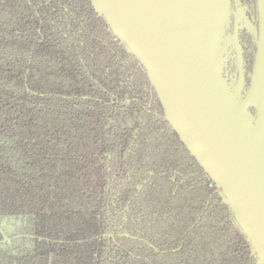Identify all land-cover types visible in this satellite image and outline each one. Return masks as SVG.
Listing matches in <instances>:
<instances>
[{"label": "trees", "instance_id": "16d2710c", "mask_svg": "<svg viewBox=\"0 0 264 264\" xmlns=\"http://www.w3.org/2000/svg\"><path fill=\"white\" fill-rule=\"evenodd\" d=\"M243 3L223 77L245 95ZM0 264H259L91 0H0Z\"/></svg>", "mask_w": 264, "mask_h": 264}, {"label": "water", "instance_id": "95a60500", "mask_svg": "<svg viewBox=\"0 0 264 264\" xmlns=\"http://www.w3.org/2000/svg\"><path fill=\"white\" fill-rule=\"evenodd\" d=\"M91 1L148 74L166 119L218 184L253 254L264 264V141L255 129L261 119L255 107L241 108L235 101L254 89L264 99V0H256V52L245 95L241 76L234 93L223 77L229 45L225 28H218L217 0L188 7L183 17L182 0ZM229 7L230 0L226 23ZM219 47L223 54L217 55Z\"/></svg>", "mask_w": 264, "mask_h": 264}, {"label": "bare ground", "instance_id": "6f19581e", "mask_svg": "<svg viewBox=\"0 0 264 264\" xmlns=\"http://www.w3.org/2000/svg\"><path fill=\"white\" fill-rule=\"evenodd\" d=\"M182 1L186 3V8L180 11L181 12L180 14L182 17L185 15L184 13L187 11L186 9L188 7H192L198 3H201L203 5L208 4L207 0H182ZM217 2H218L217 4L218 10L220 12L219 17H218V21L220 24L218 25V28H222L223 20L226 14L227 5L229 3V0H217ZM220 54H223V48L221 47L217 49V55H220ZM235 101L241 108H246L252 105L253 107L256 108V111L259 112L261 120L257 123V125L255 126V129H256L258 136L262 139V141H264V99L260 100L258 98V91L254 89L245 100L239 101L235 99Z\"/></svg>", "mask_w": 264, "mask_h": 264}, {"label": "flooded vegetation", "instance_id": "af4514ba", "mask_svg": "<svg viewBox=\"0 0 264 264\" xmlns=\"http://www.w3.org/2000/svg\"><path fill=\"white\" fill-rule=\"evenodd\" d=\"M243 5H244L243 0H230V12H231V15H230L231 18L230 19L232 20L231 23H232L233 36H234V33H235L234 14L236 13V11L237 12L240 11L241 13H244L243 10L241 9ZM246 12L248 13L247 10H246ZM247 17L249 18L250 21L253 18L252 15H249ZM241 40H242V43L245 45V47H247V44H245V42L246 41L248 42V38L242 36ZM233 44H232V47L234 46ZM245 52H248L247 49H244V54H245ZM241 55H242V53H241ZM225 58H231L233 61H234V59H236V62H235L236 65L240 64L241 57H240V55L238 53L236 55L235 50L233 48H232V51H230L228 54L225 55ZM242 59H243V55H242ZM243 60H244V63L247 61L245 55H244V59Z\"/></svg>", "mask_w": 264, "mask_h": 264}, {"label": "rangeland", "instance_id": "374dc122", "mask_svg": "<svg viewBox=\"0 0 264 264\" xmlns=\"http://www.w3.org/2000/svg\"><path fill=\"white\" fill-rule=\"evenodd\" d=\"M228 6L229 3L227 5V10H226V14L224 16V20H223V26L224 27V39L227 45L231 46V44H233L235 41L234 36H233V31H232V20L230 19V15L231 12L229 10V19L227 20L226 23V19H227V15H228ZM242 13L240 11H236V13L234 14V25L238 24L241 20H242ZM243 21V20H242ZM226 23V24H225ZM234 41V42H233Z\"/></svg>", "mask_w": 264, "mask_h": 264}]
</instances>
